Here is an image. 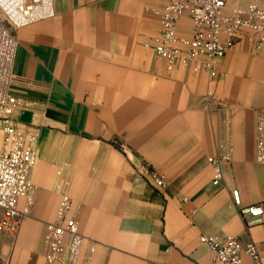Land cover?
<instances>
[{"label":"crops","instance_id":"crops-1","mask_svg":"<svg viewBox=\"0 0 264 264\" xmlns=\"http://www.w3.org/2000/svg\"><path fill=\"white\" fill-rule=\"evenodd\" d=\"M165 3L53 0L54 17L13 31L10 94L31 107L12 121L35 137L37 160L29 214L16 234L0 231V264H47L45 225L63 190L80 206V234L94 243L87 264H221L201 235L252 243L264 263V222L239 214L264 205V165L255 162L264 47L240 37L216 78L167 71L152 49L153 11ZM177 32L191 36L187 16ZM227 146L214 184L208 159ZM142 163L166 177L165 190L139 172ZM242 261L251 264L245 254Z\"/></svg>","mask_w":264,"mask_h":264},{"label":"built area","instance_id":"built-area-1","mask_svg":"<svg viewBox=\"0 0 264 264\" xmlns=\"http://www.w3.org/2000/svg\"><path fill=\"white\" fill-rule=\"evenodd\" d=\"M166 0L158 17L159 28L152 40L155 57L164 62L167 71L175 68L194 73L206 71L211 78L218 76L217 63L232 49L240 37L247 35L256 50L264 47V0ZM0 13L7 28L0 24V231L16 234L33 204V187L29 172L37 160L36 139L13 125L16 110H26L31 103L16 99L10 94L12 65L16 40L13 31L55 16L53 0H0ZM187 16L192 24L191 36L178 35V25ZM226 75H224L225 77ZM210 95V92H208ZM219 157L209 158L213 167L212 181H222V163L230 160L231 147ZM255 162L264 165V109L256 119ZM139 172L158 191L168 187L166 177L142 163ZM234 204L240 206L237 190L232 191ZM20 199L24 200L19 207ZM187 198H183L186 203ZM75 205L66 190L59 196L55 218L45 225L43 246L47 264H87L94 251V243L80 234L74 211ZM242 218H255L264 222V205L256 204L239 209ZM221 264H243L242 254L251 264H264L257 248L243 245L238 238L218 240L201 235ZM86 251L83 261L81 256Z\"/></svg>","mask_w":264,"mask_h":264},{"label":"rangeland","instance_id":"rangeland-1","mask_svg":"<svg viewBox=\"0 0 264 264\" xmlns=\"http://www.w3.org/2000/svg\"><path fill=\"white\" fill-rule=\"evenodd\" d=\"M228 6L232 7L235 5V0H228L227 1ZM0 24L4 27L7 28V24L4 20V18L2 17L1 13H0Z\"/></svg>","mask_w":264,"mask_h":264}]
</instances>
